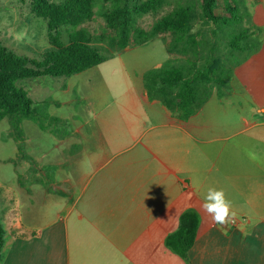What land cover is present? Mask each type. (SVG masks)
Listing matches in <instances>:
<instances>
[{"label": "crops", "instance_id": "0c3cea01", "mask_svg": "<svg viewBox=\"0 0 264 264\" xmlns=\"http://www.w3.org/2000/svg\"><path fill=\"white\" fill-rule=\"evenodd\" d=\"M239 2L260 45L187 119L147 92L172 62L164 44L24 85L28 162L0 174V264H187L165 246L187 210L200 218L190 264H264V0ZM210 187L247 220L212 224Z\"/></svg>", "mask_w": 264, "mask_h": 264}, {"label": "trees", "instance_id": "16d2710c", "mask_svg": "<svg viewBox=\"0 0 264 264\" xmlns=\"http://www.w3.org/2000/svg\"><path fill=\"white\" fill-rule=\"evenodd\" d=\"M98 1L111 2L112 7L103 14L106 24L116 32L121 48L130 43L143 45L162 34H170L166 45L169 54L179 52L182 63L154 68L148 78L147 92L150 98L160 101L167 109L187 119L197 113L211 97L213 88L226 87L234 70L258 47V40L251 30L233 33L228 41V55H200L199 30H194L193 4H185L165 15L144 30L136 27V19L157 12L166 0H30L32 14L46 21L49 48L39 59H29L11 51L0 40V121L8 118L11 135L23 140L21 123L34 115L33 101L21 82L40 76L70 77L101 64L110 58L91 44V38L80 25L91 20ZM219 0H200L203 20L217 25L220 22L237 23L243 15H236L235 8L225 0L228 16L216 14ZM236 11V12H235ZM253 38V39H252ZM247 51L242 59L237 54ZM200 218L193 210L183 212L177 230L165 238V246L190 264L188 254L193 247ZM5 231L0 224V259Z\"/></svg>", "mask_w": 264, "mask_h": 264}, {"label": "rangeland", "instance_id": "374dc122", "mask_svg": "<svg viewBox=\"0 0 264 264\" xmlns=\"http://www.w3.org/2000/svg\"><path fill=\"white\" fill-rule=\"evenodd\" d=\"M60 2L61 0H53ZM145 1V0H141ZM240 0L230 2L235 8H239L236 15H243ZM193 4L195 11L194 30H199L200 55H228L230 49L228 41L233 33H238L245 28L251 29L246 19L240 20L233 24L230 22L218 23L203 20L201 16L200 0H166L163 6L155 13H148L136 19V27L150 30L151 27L165 15L172 13L176 8L185 4ZM246 3V1H245ZM112 7L111 2L98 1L94 7V16L91 20L83 23L78 29L85 30L91 38V44L107 55H163L161 49L164 44H169L172 36L162 34L158 36L156 42H148L143 45H134L130 43L127 48H121L117 41L116 32L110 29L103 16L104 12ZM236 12V11H235ZM244 13V14H243ZM216 14L220 17L228 16L225 0H219ZM253 39V38H252ZM0 40L11 51L19 56L29 59H39L41 54L49 48L46 21L36 18L30 8V0H0ZM153 45L158 48L156 52H151ZM169 54V53H168ZM248 52L237 54L242 59ZM172 55V65H180L182 63L179 52L169 54ZM29 82H23V86ZM213 88V90H215ZM14 141L16 142L17 152H15ZM27 149L24 140L17 141L11 135L10 121L4 118L0 121V166H5L7 171L0 172L1 176H7L12 179V166L22 165L28 162Z\"/></svg>", "mask_w": 264, "mask_h": 264}, {"label": "clouds", "instance_id": "9594fccd", "mask_svg": "<svg viewBox=\"0 0 264 264\" xmlns=\"http://www.w3.org/2000/svg\"><path fill=\"white\" fill-rule=\"evenodd\" d=\"M201 211L210 217V222L217 226H226L233 220L232 202L223 189L208 188L207 194L200 205Z\"/></svg>", "mask_w": 264, "mask_h": 264}, {"label": "built area", "instance_id": "2783aa9c", "mask_svg": "<svg viewBox=\"0 0 264 264\" xmlns=\"http://www.w3.org/2000/svg\"><path fill=\"white\" fill-rule=\"evenodd\" d=\"M247 219L246 218H240V219H236V218H233V220L231 221V223H233V224H236L237 222H239V221H246Z\"/></svg>", "mask_w": 264, "mask_h": 264}]
</instances>
